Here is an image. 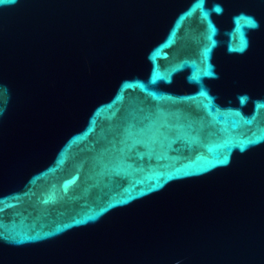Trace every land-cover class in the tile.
Returning <instances> with one entry per match:
<instances>
[{"label":"water","instance_id":"water-1","mask_svg":"<svg viewBox=\"0 0 264 264\" xmlns=\"http://www.w3.org/2000/svg\"><path fill=\"white\" fill-rule=\"evenodd\" d=\"M0 264H264V0H0Z\"/></svg>","mask_w":264,"mask_h":264}]
</instances>
